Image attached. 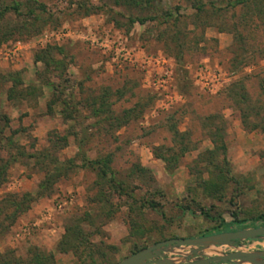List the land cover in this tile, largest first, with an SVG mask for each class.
<instances>
[{"label":"rangeland","instance_id":"obj_1","mask_svg":"<svg viewBox=\"0 0 264 264\" xmlns=\"http://www.w3.org/2000/svg\"><path fill=\"white\" fill-rule=\"evenodd\" d=\"M202 2L196 16L187 2L162 0L181 6L178 22L173 13L160 25L151 12L140 25L129 18L149 12L108 0H0V199L31 197L4 223L0 256L116 264L163 240L264 227V0ZM108 29L138 56L169 60L166 93L84 40ZM67 160L65 175L42 187ZM76 224L77 237L65 234ZM192 248L164 257L193 261ZM235 251L264 252V236L196 256Z\"/></svg>","mask_w":264,"mask_h":264},{"label":"trees","instance_id":"obj_2","mask_svg":"<svg viewBox=\"0 0 264 264\" xmlns=\"http://www.w3.org/2000/svg\"><path fill=\"white\" fill-rule=\"evenodd\" d=\"M99 1V0H98ZM110 1V6L112 7H125L129 10L135 9L139 12H149V16H141L138 18L130 19V23H138V24H144L145 22H150L156 19V14L151 15L152 13H159V16L163 19L159 22L160 25H165L168 19H171L172 14L176 15V18H173V22H178L177 19H179L178 11L180 10L181 6L179 4H175L174 6H170L168 9L159 8V3L162 0H108ZM184 1L188 3V8L193 10L195 15L199 13H203L205 11V4L202 2V0H179ZM243 1V0H240ZM209 6L212 5V2L208 3ZM13 11H15L16 8H10ZM2 13V10H1ZM173 23V25H174ZM7 119L4 118V122H6ZM91 168L94 167L95 163L94 161H88L87 162ZM71 160H67L65 163H56L54 164V168H52L51 171L46 172L44 179L42 181V187H49L54 183L55 179H57L60 176H64L65 172L70 169ZM5 162H1L0 160V185L5 181ZM99 175L101 177L106 176V170L104 168H100L97 170ZM31 201V197L28 194H22L21 196H18L16 194H8L4 196V198L0 199V235L3 234L6 231V227L8 225L4 226V223L8 221L9 224H11L18 214L22 213L26 209V205L28 202ZM2 217V218H1ZM261 218H264V215L261 216ZM77 224L72 229L66 228L65 234L68 235L76 233L77 234ZM65 238V235L64 237ZM7 256H0V264H22L18 261H10V259H6ZM52 254L46 253L44 251H35L32 253V255L29 257L27 264H52ZM25 264V263H24Z\"/></svg>","mask_w":264,"mask_h":264},{"label":"water","instance_id":"obj_3","mask_svg":"<svg viewBox=\"0 0 264 264\" xmlns=\"http://www.w3.org/2000/svg\"><path fill=\"white\" fill-rule=\"evenodd\" d=\"M264 236V227H255L250 229H242L228 232L211 234L198 238L184 239H167L156 242L146 248H143L131 255L125 257L116 264H176L167 260L164 253L170 247L191 246L190 257L194 256L193 261L180 264H225V263H246V264H264V252L260 253H244L230 252L224 255L205 256L199 258L196 256L199 252L205 250L209 246L233 245L238 241L256 239Z\"/></svg>","mask_w":264,"mask_h":264},{"label":"built area","instance_id":"obj_4","mask_svg":"<svg viewBox=\"0 0 264 264\" xmlns=\"http://www.w3.org/2000/svg\"><path fill=\"white\" fill-rule=\"evenodd\" d=\"M62 36L65 33L61 34ZM84 40L88 44L98 50L105 58H109L112 63H126L134 65L139 68L144 74V82L151 87L161 89L162 92H167L168 82L170 81V71L166 68L169 64V60L160 53L156 54H141L138 56L137 52L133 48L128 47L126 38L115 30H103L101 33L94 34L92 32L87 33L84 36ZM18 43L6 57L15 55L18 51ZM204 70H199L198 77L202 81ZM204 86L208 85V82H204ZM210 87L213 86V81H209ZM209 87V88H210Z\"/></svg>","mask_w":264,"mask_h":264}]
</instances>
